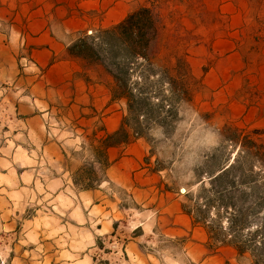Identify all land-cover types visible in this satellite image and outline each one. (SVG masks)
<instances>
[{"label":"rangeland","instance_id":"374dc122","mask_svg":"<svg viewBox=\"0 0 264 264\" xmlns=\"http://www.w3.org/2000/svg\"><path fill=\"white\" fill-rule=\"evenodd\" d=\"M129 2L131 11L151 7L158 31L152 65L138 72L151 111L138 125L144 145L133 146L137 136L126 143L124 175L108 172L115 161L103 149L102 120L65 117L64 103L15 102L20 89L5 67L16 56L0 51V264H59L58 250L70 244L76 255L60 258L76 264H231L235 252L255 264L252 251L208 237L207 225L227 222L224 203L209 210L205 224L194 223L183 205L205 202L202 186L214 196L209 179L235 157L255 166L251 175L232 174L238 205L246 209L255 199L243 195V182L264 180V0ZM117 99L124 119L127 99ZM33 107L44 116L21 118ZM71 173L75 186L63 181ZM259 192L264 196V186ZM246 226L264 228V204Z\"/></svg>","mask_w":264,"mask_h":264},{"label":"crops","instance_id":"0c3cea01","mask_svg":"<svg viewBox=\"0 0 264 264\" xmlns=\"http://www.w3.org/2000/svg\"><path fill=\"white\" fill-rule=\"evenodd\" d=\"M130 11L129 0H0V51L16 56V62L5 67L14 72L13 82L16 81L15 87L20 89L16 93L20 98L15 102L64 103L69 106L65 117L86 120L88 125L102 120L100 132L104 137L116 131L125 114L119 104L121 99L113 98L111 84L98 76L97 67H87L81 59L71 55L68 48L82 33L115 25ZM24 52L25 56L20 57ZM42 111L33 107L21 118L37 120L44 116ZM137 138L133 146L138 148L144 145V140ZM128 144L107 149V158L115 161L109 165L108 172L124 175L130 169L131 157L121 156ZM63 181L75 186L73 173ZM81 192L92 194L94 190L85 188ZM101 217L104 222V213ZM58 251L60 257L76 255L71 244ZM60 257L56 259L59 264L78 262L76 258L70 257L69 261ZM232 257L231 264H254L242 261L248 253L235 252Z\"/></svg>","mask_w":264,"mask_h":264},{"label":"trees","instance_id":"16d2710c","mask_svg":"<svg viewBox=\"0 0 264 264\" xmlns=\"http://www.w3.org/2000/svg\"><path fill=\"white\" fill-rule=\"evenodd\" d=\"M157 31L156 14L151 7L143 6L130 11L121 22L115 25L102 28L95 33L93 31L91 34L82 33L68 48L69 53L81 59L87 67H101L102 72L105 71L111 76L113 98L125 97L127 99L128 115L123 119L121 126L109 133L103 140L106 156H108L107 149L110 146L129 143L133 136L143 135L138 128L141 124L140 117L145 116L146 113L151 114V111L144 109L149 94L145 88L140 86L142 75L138 72H142L147 63L152 65L151 47ZM131 120L134 121L132 134L128 129ZM254 145L257 146V143L255 142ZM258 155L259 162L264 163L261 152H258ZM238 162L235 157L233 162L222 167L209 179V183L215 186L212 189L214 196H210L207 189L202 186L203 191L200 196L205 202L197 200L193 206L184 204L183 207L193 215L194 223L205 224L209 210L216 207L218 202L224 203L228 213L227 222L226 224L207 225L208 237L213 239L216 245L234 246L241 254L250 250L256 256L255 264H264V228L258 226L255 230L256 233H261L260 239H257L256 233L249 230L246 232L249 214L255 211L257 206L262 207L264 204V196L258 197L261 187L264 186V180L258 181L254 178L243 182L246 184L243 195L247 197L246 193H248V196H254L255 199L252 201L254 203L246 209L245 206L238 205L235 200L237 198L236 182L232 174L237 169H242L243 172L248 171L251 175L250 171L254 173L255 168L251 165L252 168L247 169V166ZM187 197L191 198L192 194L188 192ZM212 221L215 223V220Z\"/></svg>","mask_w":264,"mask_h":264},{"label":"built area","instance_id":"2783aa9c","mask_svg":"<svg viewBox=\"0 0 264 264\" xmlns=\"http://www.w3.org/2000/svg\"><path fill=\"white\" fill-rule=\"evenodd\" d=\"M88 33L91 34V33H93V31L90 30V31H88Z\"/></svg>","mask_w":264,"mask_h":264}]
</instances>
